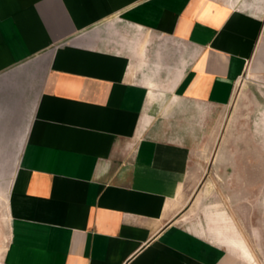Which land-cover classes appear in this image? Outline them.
<instances>
[{"label": "crops", "instance_id": "crops-1", "mask_svg": "<svg viewBox=\"0 0 264 264\" xmlns=\"http://www.w3.org/2000/svg\"><path fill=\"white\" fill-rule=\"evenodd\" d=\"M251 71L264 7L0 0V264H238L194 214L202 165L174 116L201 125Z\"/></svg>", "mask_w": 264, "mask_h": 264}, {"label": "rangeland", "instance_id": "rangeland-1", "mask_svg": "<svg viewBox=\"0 0 264 264\" xmlns=\"http://www.w3.org/2000/svg\"><path fill=\"white\" fill-rule=\"evenodd\" d=\"M230 1L248 9L264 7V0ZM207 113L201 125L194 112L184 115L183 125L178 123L182 112L174 116L177 134L191 138L194 159L202 165L203 184L194 214L202 216L208 236L223 243L238 264H264V72L243 73L230 103L209 107ZM11 131L0 121V193L15 164ZM3 214L5 203L0 199ZM217 216L223 240L215 233L212 218Z\"/></svg>", "mask_w": 264, "mask_h": 264}, {"label": "built area", "instance_id": "built-area-1", "mask_svg": "<svg viewBox=\"0 0 264 264\" xmlns=\"http://www.w3.org/2000/svg\"><path fill=\"white\" fill-rule=\"evenodd\" d=\"M0 220H1V216H0ZM0 232H1V221H0Z\"/></svg>", "mask_w": 264, "mask_h": 264}]
</instances>
